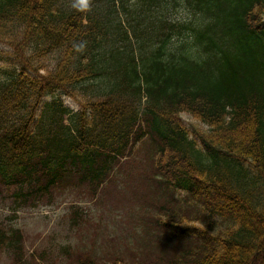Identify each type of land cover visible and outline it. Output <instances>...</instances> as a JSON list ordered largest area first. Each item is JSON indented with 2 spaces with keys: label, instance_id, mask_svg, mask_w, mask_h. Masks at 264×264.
<instances>
[{
  "label": "trees",
  "instance_id": "1",
  "mask_svg": "<svg viewBox=\"0 0 264 264\" xmlns=\"http://www.w3.org/2000/svg\"><path fill=\"white\" fill-rule=\"evenodd\" d=\"M83 2L0 0V197L15 213L71 186L107 197L141 163L146 240L41 262L4 221L0 264H264V0Z\"/></svg>",
  "mask_w": 264,
  "mask_h": 264
},
{
  "label": "rangeland",
  "instance_id": "2",
  "mask_svg": "<svg viewBox=\"0 0 264 264\" xmlns=\"http://www.w3.org/2000/svg\"><path fill=\"white\" fill-rule=\"evenodd\" d=\"M66 102L72 104L70 100ZM180 118L186 124H193L202 131L206 130L205 126L198 123L189 114L182 113ZM144 154L145 152L140 153L139 158L144 157ZM143 170L144 166L141 163L124 167L113 178L111 186L109 183L105 184L107 190L104 192L107 191L111 194L107 196L108 198L100 193L98 197L91 199V195L85 188L71 186L49 200L45 198L46 207L39 206L36 209H25L15 213L6 208L8 202L0 197V222L4 223L5 221L7 225L20 228L24 236L25 252H33L37 258L46 252L48 259L49 257L57 259L60 245L75 248L77 246L82 248L84 245L90 249L94 247L95 243V249L100 255L103 251L123 252L125 244L138 247L141 245L139 239L146 240L144 234L147 228L146 222L142 218L141 185L138 175ZM0 195L2 194L0 193ZM176 199L183 208L190 210L191 207L196 206L195 210L199 211L198 204L190 201L186 193H178ZM72 212L79 216L86 215L85 221L80 225L73 226L74 221L69 218V214ZM192 214H189L190 218L196 215ZM191 224L201 226L198 222ZM227 225L228 223L225 221L219 222L216 224V230H224ZM79 226H82V230L78 228ZM95 233L98 234V237L93 241L91 236ZM59 254L61 253L59 252ZM60 257L63 256L60 255ZM40 261L42 262L41 259ZM7 262L10 264V259L4 254L2 264H7ZM105 263L112 264L109 261ZM66 264H70V262L68 261Z\"/></svg>",
  "mask_w": 264,
  "mask_h": 264
},
{
  "label": "clouds",
  "instance_id": "3",
  "mask_svg": "<svg viewBox=\"0 0 264 264\" xmlns=\"http://www.w3.org/2000/svg\"><path fill=\"white\" fill-rule=\"evenodd\" d=\"M79 7H86L87 5L84 4L83 0H81V3L78 5Z\"/></svg>",
  "mask_w": 264,
  "mask_h": 264
}]
</instances>
